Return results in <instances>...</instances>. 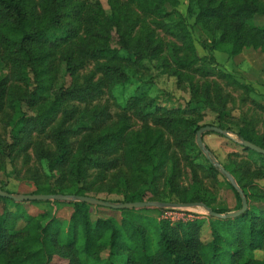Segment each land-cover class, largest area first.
<instances>
[{"label": "trees", "instance_id": "obj_1", "mask_svg": "<svg viewBox=\"0 0 264 264\" xmlns=\"http://www.w3.org/2000/svg\"><path fill=\"white\" fill-rule=\"evenodd\" d=\"M107 6L109 13L98 0H0V161H23L32 175L30 194H119L122 200L112 202L202 203L217 214L231 212L212 207L201 172L213 181L220 176L240 209L238 192L195 142L196 132L211 126L200 125V111L207 107L217 111L218 128L231 129L221 124L229 118L221 88L193 80L216 77L249 88L199 64L186 24L166 22L178 0H107ZM187 14L209 53L229 58L245 49L264 53V25L250 23L264 17V0H187ZM165 54L173 63L171 75L188 83L186 109L156 105L150 87L136 90L115 115L94 104L130 81L127 70H145L150 60L168 67ZM60 66L68 81L56 87ZM24 108L34 114L27 116ZM258 108L264 113V106ZM235 130L237 140L264 149V135L251 122ZM30 152L37 165L44 164L42 176L30 165ZM242 154H230L223 167L243 192L247 210L227 219L207 216V242L200 238L204 220L174 225L156 220L153 241L144 213L159 216L163 209H109L119 217H103L94 212L100 207L79 202L16 203L0 197V264H264V188L256 183L264 179V167ZM184 172L187 185L181 183ZM26 203L70 205L72 211L63 220L48 211L30 213Z\"/></svg>", "mask_w": 264, "mask_h": 264}, {"label": "rangeland", "instance_id": "obj_2", "mask_svg": "<svg viewBox=\"0 0 264 264\" xmlns=\"http://www.w3.org/2000/svg\"><path fill=\"white\" fill-rule=\"evenodd\" d=\"M102 4L104 11L109 13L107 6V0H98ZM179 6L177 7L175 14L166 17V22L169 26H174L175 23L182 19V21L188 27V30L192 34L193 42L196 48V54L200 57L201 61L199 64L202 66L213 69L216 72L220 71L224 74L232 76L236 81L245 84L249 90H244L232 85H228L225 80L218 79L216 77H207L201 79L199 76L194 77V82L201 86L204 82H209L211 84H217L221 88V95L225 99L224 109L228 110L229 118H221V124H225L230 127V130H226L231 138H226L224 136H219L217 134H203L202 141L205 147L213 154L215 159L223 166L228 165V156L233 153L242 154L240 148L238 147L237 139L235 137V128L244 126V121L251 122L252 127L259 135H264V113L260 111L258 106H264V53L253 51L251 49H245L239 56L235 58H229L223 53H209L200 46V42L205 37L199 30H193L192 24L193 19L187 14V0H178ZM171 9L167 8L169 12ZM251 24L257 26L264 25V17L255 16L254 19L250 21ZM174 30L173 28H170ZM157 33L167 42H172L173 39L170 35L163 33L158 30ZM116 38L113 35V41L111 46H116ZM167 58L168 67L161 68L160 64L156 61L150 60L151 63H146V69H136L132 68L127 70L128 76L131 78L130 81L124 86H116L110 91H106L104 97L94 103L99 106H105L110 110L112 115L117 114L120 111V106L125 102V99L133 95L138 89H148L151 88L149 96L154 99L155 104L167 109H186L187 103L190 101V92L188 89V83L186 81L178 83V79L171 75V68L173 63L169 54H165ZM68 81L67 77L64 75V66H60L57 79L56 87L61 86L62 83ZM211 96L214 95L212 91ZM24 113L27 116H32L34 111L31 109L24 108ZM202 113V119L200 125L208 124L217 127V116L218 113L214 109L207 107L200 111ZM3 134V132H2ZM4 137V136H3ZM32 161L30 165L38 167L39 176L45 171L44 164L39 166L35 163L32 152H30ZM191 155L197 156L196 151H192ZM246 161L256 164L257 167H264V161L261 160L256 155L247 153V155L242 154ZM199 159H201L199 157ZM231 159H234L233 157ZM24 163L21 160L15 162H9V159L5 161H0V185L11 194H30L34 190V185L32 181V175L26 173V167H23ZM200 177L203 182L204 188L208 191V199L212 203V207L218 210H237V202L233 192L229 189L226 182L217 176L216 181L205 177L201 172H199ZM189 176L186 172L183 173L181 183L187 185ZM256 183L264 188V179L256 180ZM91 196L96 195V193H89ZM99 199L106 201L122 200L119 194H106L99 193L96 196ZM24 208L30 213H41L43 211H48L49 213L55 214L56 216L62 218L63 220H68L72 207L70 205H60L57 207L47 205V204H29L23 205ZM95 214L107 217L115 216L119 217V213L110 211L109 209L99 208L94 210ZM147 220L151 221V231L152 239L155 241L154 226L156 225V220L158 214L155 212L144 213ZM208 219L207 215L200 220ZM205 222V221H203ZM204 226V223H203ZM200 230V238L203 242L210 240V230L207 233V226H204Z\"/></svg>", "mask_w": 264, "mask_h": 264}, {"label": "water", "instance_id": "obj_3", "mask_svg": "<svg viewBox=\"0 0 264 264\" xmlns=\"http://www.w3.org/2000/svg\"><path fill=\"white\" fill-rule=\"evenodd\" d=\"M206 132H212L224 136L226 138H231L226 130H222L214 126H205L200 128L195 135V142L197 147L203 153L208 162L218 169L220 174L227 179L230 185L238 192L241 201V207L238 210L228 212L225 214H217L213 212L209 207L202 203H170V202H120L115 203L111 201H106L92 196H79V195H45V194H11L0 189V197L9 199L16 203L22 202H48V201H57V202H79L88 204L90 206H96L100 208L110 209V210H131V209H142V208H183V209H199L206 213L208 217L227 219L231 217H237L243 214L247 210V201L243 195V192L238 187L235 179L232 175L227 172L224 167L215 159L213 154L205 147L202 141V135ZM242 148L255 152L259 155L264 156V149L248 142L243 139L236 141Z\"/></svg>", "mask_w": 264, "mask_h": 264}, {"label": "built area", "instance_id": "obj_4", "mask_svg": "<svg viewBox=\"0 0 264 264\" xmlns=\"http://www.w3.org/2000/svg\"><path fill=\"white\" fill-rule=\"evenodd\" d=\"M206 213L199 209L165 208L157 220L168 222L170 225L177 223L193 222L203 219Z\"/></svg>", "mask_w": 264, "mask_h": 264}, {"label": "crops", "instance_id": "obj_5", "mask_svg": "<svg viewBox=\"0 0 264 264\" xmlns=\"http://www.w3.org/2000/svg\"><path fill=\"white\" fill-rule=\"evenodd\" d=\"M204 221H205V222H204V226H207V233H209L208 219H205ZM204 226H203V227H204Z\"/></svg>", "mask_w": 264, "mask_h": 264}]
</instances>
